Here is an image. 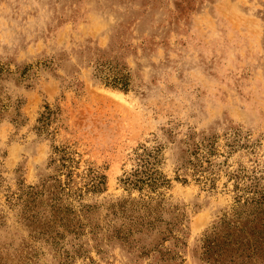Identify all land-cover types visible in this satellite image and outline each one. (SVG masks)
<instances>
[{"label":"rangeland","instance_id":"obj_1","mask_svg":"<svg viewBox=\"0 0 264 264\" xmlns=\"http://www.w3.org/2000/svg\"><path fill=\"white\" fill-rule=\"evenodd\" d=\"M258 196L264 0H0V264H207Z\"/></svg>","mask_w":264,"mask_h":264},{"label":"trees","instance_id":"obj_2","mask_svg":"<svg viewBox=\"0 0 264 264\" xmlns=\"http://www.w3.org/2000/svg\"><path fill=\"white\" fill-rule=\"evenodd\" d=\"M118 82L114 84L126 87L124 79ZM149 155L138 156V169L132 174L135 179H129V185H140V189L144 184L155 186L158 183V179L153 178ZM243 206L249 207V212H239L234 222L222 220L220 226L214 227L204 238L202 256L207 264H264V197L246 199Z\"/></svg>","mask_w":264,"mask_h":264}]
</instances>
